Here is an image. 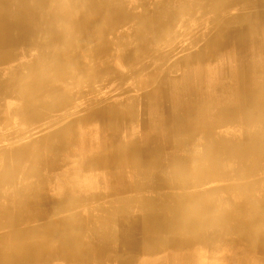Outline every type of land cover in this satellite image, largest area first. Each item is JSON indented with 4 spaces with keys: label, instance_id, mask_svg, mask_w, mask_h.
Instances as JSON below:
<instances>
[{
    "label": "bare ground",
    "instance_id": "bare-ground-1",
    "mask_svg": "<svg viewBox=\"0 0 264 264\" xmlns=\"http://www.w3.org/2000/svg\"><path fill=\"white\" fill-rule=\"evenodd\" d=\"M129 2L0 0V264H264V0Z\"/></svg>",
    "mask_w": 264,
    "mask_h": 264
},
{
    "label": "rangeland",
    "instance_id": "rangeland-1",
    "mask_svg": "<svg viewBox=\"0 0 264 264\" xmlns=\"http://www.w3.org/2000/svg\"><path fill=\"white\" fill-rule=\"evenodd\" d=\"M123 1H125L126 5L128 7L134 9L131 6V4H129L130 3L129 1H131V0H123ZM155 1L154 0H149V5H151L148 8L149 10L154 8V4H155L154 2ZM134 11L138 12V11H136V9ZM174 30H175V32H173V34L176 33L178 35L177 36L175 35V38L176 37L177 38H176V40H173L174 44H173L172 48L163 49V51H165L166 53L174 54L173 57H172V60H176L178 58L180 59V58H182L183 56H185L187 54V53H185L182 50V48H180V46H182V44L184 42H185L186 45H188V42H186L185 40L188 39L189 36H185V33L197 30V26H195L194 23L188 22L186 27H183V24H182V25H179L178 28L174 27ZM120 31H122V30H120ZM172 37H174V35H172ZM169 39H170V37L167 38L168 41H166V42H169ZM118 85L119 84H116V85H114V87L117 88ZM129 85H133V83L130 81L129 84H126V85L122 86V88L120 87L119 90H117V92L113 94L115 99L124 98L125 96L123 97V95H122L123 90L128 88ZM108 88L104 89L103 85H100V84L95 85L94 94H92L88 88H85L83 96L86 97L87 100L90 99V98H93V97L94 98H97V97L102 98V97H104V96H102V93H104V92L105 93L106 92L109 93V92L113 91V89H114V88H111V86H108ZM74 91L76 92V90H74ZM74 91H72V92L74 93ZM133 95L134 96L138 95V93L130 94V96H133ZM84 100H85V98H83V100L76 101V105H79V106L82 107L83 104H84ZM59 115L60 114H58V113L48 114L47 116H45V118H43L41 120V122L38 125L33 126L32 129H28L27 127H24L23 124L22 125H20V124L10 125L8 127L0 126V150H9V147H10L9 144L20 146V145H23L24 143H28V142H31L33 140H36V139L40 138L44 134L43 130L48 127L47 126V121L50 120V118L56 119V118L59 117ZM15 119H17V118H15ZM24 130H26V131H24ZM45 132H47V130ZM9 138H11V140ZM212 157L213 156H211V158ZM195 159L196 160H200V162L198 161L195 166L194 165L192 166L193 167V170H192L193 173L199 172V170H203V171L207 170L208 172H212V167H208L206 162L203 163V161H201V158H200L199 154H197L195 156ZM212 159L214 160V158H212ZM188 166H190V165H188ZM189 174L190 175H194V174H192L190 172H189ZM223 174H225V172ZM236 182H238L237 179L227 180V181H223V182H221L219 184H215L214 186L225 187V186H227L229 184L236 183ZM244 192L246 194H248V195H245V196H249L250 195L248 191H244ZM158 195L160 197H162L163 199H167V202H163V204H167V206L170 207L171 206L170 205L171 204V200L170 199H171L172 196H175L176 193L175 192H167V193L164 192V193L158 194ZM221 254H224V251L223 252L221 251ZM224 256H226V255H224ZM230 256H231V258H233L234 264L235 263L236 264L240 263V257L239 256L234 255V254H230ZM191 257L192 256H191L190 253H184V252L182 253V252H180L178 254H171V255H167V256L163 257V258H165V259H163V261H164V264H192L190 262V258ZM220 258H222V257H220ZM233 262L231 264H233Z\"/></svg>",
    "mask_w": 264,
    "mask_h": 264
}]
</instances>
